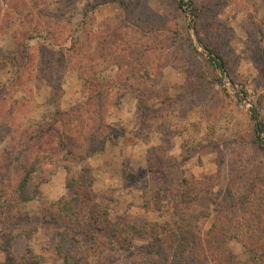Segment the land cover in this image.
<instances>
[{"label": "rangeland", "instance_id": "374dc122", "mask_svg": "<svg viewBox=\"0 0 264 264\" xmlns=\"http://www.w3.org/2000/svg\"><path fill=\"white\" fill-rule=\"evenodd\" d=\"M178 4L0 0V163L89 96L106 135L21 205L16 260L27 245L38 264H230L173 252L168 232L186 225L198 245L226 231L237 264L264 262V0ZM82 170L81 194L69 178Z\"/></svg>", "mask_w": 264, "mask_h": 264}, {"label": "trees", "instance_id": "16d2710c", "mask_svg": "<svg viewBox=\"0 0 264 264\" xmlns=\"http://www.w3.org/2000/svg\"><path fill=\"white\" fill-rule=\"evenodd\" d=\"M118 3L123 6L122 2ZM182 5L183 0H179L180 9H182ZM116 52L117 62L115 64L122 71L125 66L123 64L124 59L120 57L119 50ZM82 65L80 64V67ZM83 73L86 77L87 72L83 71ZM94 98V96H89L87 103L82 106L59 113L61 118L59 117V120H55L54 123H60V131L55 128L54 124H51L48 126L49 133L45 135L42 127L40 128L42 131H38V134L32 131L25 132L26 145L22 151L21 160H15V151L6 149V155L2 157L0 163V251L5 256L4 261L0 264L41 263L27 245L17 260L11 253V246L14 241L25 240L30 234L25 226L30 223L31 219L21 211L20 207L23 203L32 200L38 187L54 175L61 159L66 158V156H73V153H77L78 150L89 156L106 139L105 132H102L104 125L91 108ZM256 125L258 126L259 123L257 122ZM65 165L63 167L68 172L69 165ZM69 182L76 184L79 193L82 194L91 189V174L82 170L77 178H69ZM70 187L72 188V186ZM28 189H30L29 193L27 192ZM185 227L186 225L180 230L179 227L173 228L168 232L169 238L174 242L173 252L178 251L179 244H181L183 253L188 254H191V247L196 248L198 246L203 248L204 255L209 258L210 262L237 264L228 252L227 246L221 242L226 231L212 227L209 235L200 238L201 245H198L194 236L195 232L191 229L185 230ZM118 228H121L120 224L115 226V232L121 234V230ZM179 238L180 242L178 241ZM60 240L57 244V251L62 253L69 240L62 237ZM178 255L175 254L177 257ZM189 256L191 258L192 254ZM181 260L184 261L185 257L182 256ZM238 264L240 263L238 262ZM243 264H264V262L260 258H255L251 252Z\"/></svg>", "mask_w": 264, "mask_h": 264}]
</instances>
